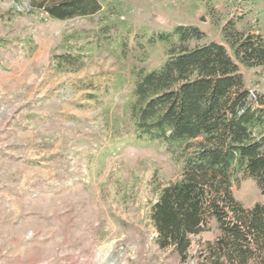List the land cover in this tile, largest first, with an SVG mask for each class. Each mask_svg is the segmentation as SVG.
Listing matches in <instances>:
<instances>
[{"label": "rangeland", "instance_id": "1", "mask_svg": "<svg viewBox=\"0 0 264 264\" xmlns=\"http://www.w3.org/2000/svg\"><path fill=\"white\" fill-rule=\"evenodd\" d=\"M14 2L0 0V264H197L219 234L213 220L183 262L155 242L150 207L179 177L182 151L133 136V36L195 24L205 36L190 46L221 42L218 22L229 18L264 39V0H104L101 12L66 20L17 14ZM106 11L132 25L130 54L102 50L76 71L51 68L62 35L94 27ZM168 46L157 42L142 65L162 64ZM240 72L251 91H264L254 70ZM232 193L244 207L264 203L250 178Z\"/></svg>", "mask_w": 264, "mask_h": 264}, {"label": "trees", "instance_id": "2", "mask_svg": "<svg viewBox=\"0 0 264 264\" xmlns=\"http://www.w3.org/2000/svg\"><path fill=\"white\" fill-rule=\"evenodd\" d=\"M103 2L15 0L11 7L41 20H66L93 16ZM120 16L106 11L94 27L64 33L49 66L76 71L102 50L125 59L132 25ZM218 24L221 42L193 46L205 36L195 24L135 33L138 54L125 110L136 140L182 151L179 177L157 190L150 207L158 247L183 262L192 236L213 220L219 234L204 244L197 264H264V203L244 207L232 193L250 178L264 194V91H251L240 72L241 66L254 70L264 85V39L249 28L237 30L233 19ZM157 42L169 44L165 60L147 69L142 63Z\"/></svg>", "mask_w": 264, "mask_h": 264}]
</instances>
